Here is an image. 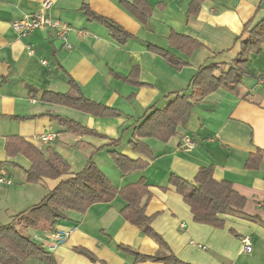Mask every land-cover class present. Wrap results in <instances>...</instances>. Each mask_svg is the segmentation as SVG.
Wrapping results in <instances>:
<instances>
[{
    "label": "crops",
    "instance_id": "1",
    "mask_svg": "<svg viewBox=\"0 0 264 264\" xmlns=\"http://www.w3.org/2000/svg\"><path fill=\"white\" fill-rule=\"evenodd\" d=\"M43 1L0 0V177L12 181L0 182V219L6 214L10 223L27 208L25 199L34 197V187L25 183L30 161L21 154L10 157L7 150L11 138L21 137L42 150L59 153L70 165L69 175L94 160L119 187L144 177L151 192L146 212L154 216L152 227L166 242L161 246L125 219L120 212L125 202L117 196L111 202L93 204L84 214L70 212L55 230H75L53 249L55 230H28L53 254L55 264H163L137 261L134 254L121 252L119 245L143 254L172 252L192 264H264V157L261 163L249 162L264 151V50L249 57L241 88L245 97L219 89L197 102L188 125L168 141L144 139L153 158L136 153L129 144L134 125L149 107H161L167 103L166 95L185 91L207 61L233 60L245 24L252 20L255 26L264 19V0H203L195 16L189 13L192 0H147L153 12L145 23L122 5L123 0H53L47 12L69 25L70 48L52 27L27 37L14 30L12 22L41 11ZM85 4L132 37L125 44L116 42L104 25L86 16ZM173 33L202 45L187 54L171 43ZM148 44L167 49L174 60L152 51ZM177 61L185 64L178 68ZM136 67L139 84L127 78ZM70 79L86 97L120 114L97 116L42 99L43 91H70ZM61 118L73 119L101 136L72 132ZM47 132H55L57 138L43 144L39 138ZM184 135L195 142L189 151L182 148ZM114 139H121V153L142 158L148 166L122 174L109 152L108 144ZM102 166L114 175L109 176ZM208 166L213 167L216 180L230 181L246 200L242 207L232 206L221 214L222 228L195 221L190 206L169 182L172 174L193 180ZM61 178L39 183L47 193ZM246 236L251 238L252 251L244 250ZM25 264L49 263L30 258Z\"/></svg>",
    "mask_w": 264,
    "mask_h": 264
},
{
    "label": "trees",
    "instance_id": "2",
    "mask_svg": "<svg viewBox=\"0 0 264 264\" xmlns=\"http://www.w3.org/2000/svg\"><path fill=\"white\" fill-rule=\"evenodd\" d=\"M203 0H192L189 13L197 15ZM122 5L141 22H146L153 12V7L147 0L133 2L121 1ZM83 10L90 20L104 25L111 37L120 44H125L132 35L121 25L105 16L92 11L88 5ZM171 43L192 53L202 44L184 34H171ZM238 50L229 63L207 61L192 78L188 88L183 92L166 95L167 103L161 107L152 105L144 116L134 125L129 144L133 151L153 158L150 145L144 140L154 138L162 142L168 141L176 135L179 128H185L191 117V112L197 102L208 95L223 89L236 95L245 97L241 88L248 75L247 62L251 54H258L264 50V19L252 26V20L247 22L243 33L237 40ZM148 47L165 57L174 60L170 51L165 48L148 44ZM178 68L185 62L177 61ZM138 67L127 76L129 80L139 84L137 78ZM71 89L66 93L43 91L42 99L67 105L78 110L92 113L97 116H114L120 112L86 97L79 86L70 79ZM142 84V83H140ZM60 121L68 130L77 134H95V130L88 128L73 119L61 118ZM121 139L112 140L108 146L110 154L122 174L143 170L148 161L138 158L132 159L118 150ZM16 145V147H12ZM13 148V149H12ZM10 157L19 154L26 157L31 165L25 171V183H39L46 178H61L57 186L48 191L37 204L14 215L12 221L0 226V264H25L30 258H38L49 264H55V257L42 245L33 240L28 233L29 229L51 231L58 224L69 218L70 212L84 214L93 204L108 203L120 196L125 204L120 209L121 214L141 229V231L155 239L161 246H166L163 237L152 227L154 216L146 212L147 203L151 198L147 181L144 177L133 183L119 187L97 165L94 160L79 172L69 175L70 165L59 153L54 150H42L21 137H13L7 146ZM264 151L250 157V163H261ZM170 184L183 196L190 206L194 220L200 223L222 228L225 219L221 216L232 206L242 207L245 198L234 190L230 181H218L214 177L213 167H202L193 180H187L175 174L169 179ZM121 252L134 254L137 261H156L163 264H192L181 260L174 253L143 254L127 245H119ZM81 252L94 258L87 249L80 248Z\"/></svg>",
    "mask_w": 264,
    "mask_h": 264
},
{
    "label": "built area",
    "instance_id": "3",
    "mask_svg": "<svg viewBox=\"0 0 264 264\" xmlns=\"http://www.w3.org/2000/svg\"><path fill=\"white\" fill-rule=\"evenodd\" d=\"M43 9L37 11L31 15H27L22 19H18L12 22V26L16 33L21 37H27L31 35L35 30L44 29L46 27H52L57 30L58 36L65 41V46L70 48V44L67 42V32L70 29L69 25L59 19H52L48 10L53 5V0H44ZM57 138L55 132H47L40 136V140L43 144H48L49 142L54 141ZM182 148L186 151L191 150L195 146V142L188 135L182 136ZM0 182L11 184V179L5 176L0 177ZM75 230L74 227L69 229H57L53 231L52 237L55 240V244L51 247L55 248L57 245L62 244L69 237V235ZM244 250L252 251V241L249 236L243 238Z\"/></svg>",
    "mask_w": 264,
    "mask_h": 264
},
{
    "label": "rangeland",
    "instance_id": "4",
    "mask_svg": "<svg viewBox=\"0 0 264 264\" xmlns=\"http://www.w3.org/2000/svg\"><path fill=\"white\" fill-rule=\"evenodd\" d=\"M102 168H103V170L109 175V176H113L114 174L111 172V169L110 168H108V167H103L102 166ZM17 173H19L18 171H17ZM18 175V174H17ZM18 183V182H17ZM30 185H32L33 187H34V197L33 198H28V199H25V201H24V204H25V206L27 207L26 209H28L30 206H33V205H35V204H37V203H39L40 202V200H42V196L44 195V193H46V190H45V187L42 185V184H40V183H29ZM16 185V184H15ZM19 186H21L22 184L21 183H19L18 184ZM26 191V190H25ZM26 193H27V191H26ZM25 209V210H26ZM0 213H1V207H0ZM4 213V212H3ZM2 213V214H3ZM9 217L5 214L4 216L2 215V218L0 219V226L1 225H3V224H7L9 221L8 220H10V219H8ZM5 220H7V221H5ZM29 236L33 239V240H35V238H34V233H33V231H30V233H29ZM37 239V238H36ZM36 241V240H35Z\"/></svg>",
    "mask_w": 264,
    "mask_h": 264
}]
</instances>
